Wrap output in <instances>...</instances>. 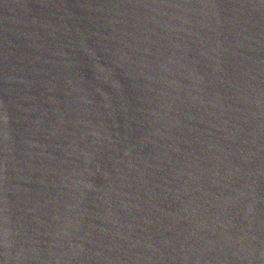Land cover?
Here are the masks:
<instances>
[{"label":"water","instance_id":"obj_1","mask_svg":"<svg viewBox=\"0 0 264 264\" xmlns=\"http://www.w3.org/2000/svg\"><path fill=\"white\" fill-rule=\"evenodd\" d=\"M0 264H264V0H0Z\"/></svg>","mask_w":264,"mask_h":264}]
</instances>
